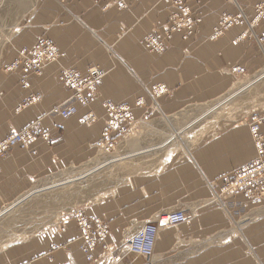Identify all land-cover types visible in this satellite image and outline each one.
Listing matches in <instances>:
<instances>
[{"label": "crops", "instance_id": "crops-1", "mask_svg": "<svg viewBox=\"0 0 264 264\" xmlns=\"http://www.w3.org/2000/svg\"><path fill=\"white\" fill-rule=\"evenodd\" d=\"M258 1L263 0H125L123 8L113 0H5L0 5V139L37 119L48 134L47 141L31 145L34 155L14 147L0 161V217L22 209L37 183L48 185L58 172L98 155L107 119L103 101L124 106L129 125L136 122L146 130L143 137L122 142L129 147L124 158L156 159L151 170L128 173L106 196L83 207L86 216L106 222L109 254L98 244L88 262L76 222L69 219L4 241L0 264H112V255H124L129 238L145 223L175 210L192 217L158 229L154 264H264V180L261 191L222 187L224 176L257 155L249 125L264 109L230 117L219 116L217 108L201 109L226 93L234 76L250 81L264 71V44L258 42L264 28L252 22ZM225 15L242 21L216 34ZM175 19L179 25L165 53L149 52L144 37L154 29L161 33ZM38 37L63 53L64 66L81 74L91 67L105 72L87 109L75 102L73 116L62 119L54 112L70 95L56 65L26 75L25 88L21 73L4 69ZM234 67L243 73H232ZM87 111L96 116L94 123L80 120ZM200 111L209 118L188 141L182 131ZM116 128L112 145L126 132ZM122 261L143 259L128 254Z\"/></svg>", "mask_w": 264, "mask_h": 264}, {"label": "rangeland", "instance_id": "rangeland-1", "mask_svg": "<svg viewBox=\"0 0 264 264\" xmlns=\"http://www.w3.org/2000/svg\"><path fill=\"white\" fill-rule=\"evenodd\" d=\"M259 2L261 1L256 2V4ZM256 4H254L253 6L255 15L252 19L253 20L252 22H255L256 25L257 24L261 25L264 28V24L262 23V20L261 19L256 20V11H255ZM0 5H2V3ZM241 18L242 17L239 18V15L238 16L225 15V17L221 18L220 21L218 22L214 32H216L217 34L218 31H220V29L224 30L230 26H233L239 21H242ZM174 24H176V27H174L173 31L179 25L176 19L172 21L171 25ZM185 24L188 25L189 23L186 22ZM167 40L168 39L165 40V51H166ZM258 42L260 44L263 42L262 44H264V32L258 37ZM165 51L162 54H164ZM18 55H19V51L17 52V56L14 60L18 58ZM6 66L4 67V69L8 72L21 73V78L19 80V83L22 87L25 88L27 86L26 75L31 73H28L24 76V74L22 75V71L20 68H17L14 71H9L6 69ZM238 68L240 67H234L232 69V73L241 74L237 71ZM39 73H34V74H39ZM104 75L102 76V78L104 77ZM234 79L236 82L226 93H224L216 100L210 101L209 103L205 104L204 106H202L201 109L205 110L206 108H217L218 109L217 111H219L220 113L219 116L222 117H226V116L230 117L231 115H238L243 111H248L254 108H257L258 110L264 109V71L261 72L260 76L255 80L249 81L248 78L245 79L241 76L239 77L234 76ZM242 85L244 87L241 88ZM96 93L97 90L92 96V98L89 100L87 105L85 106L77 101H70L69 98L70 95L68 96L67 101H70L69 103H71L74 107H75L74 103L77 102L81 105L82 108L87 109L90 102L94 99ZM31 100L32 97L30 96L26 99V101H24L23 104H26ZM67 101L64 102L62 105L57 106L56 108L65 106L67 104ZM106 101H110V100H106ZM104 102L105 101L101 103L102 107ZM56 108L54 109L55 110L54 112L59 116L58 112L56 111ZM103 109L105 111L104 116L106 115L107 119L104 122L105 126L103 128V134H102L103 140L99 142L100 148L98 155L93 160L83 163L82 165H78V166L72 165L71 167H67L66 169L58 172L57 174L51 177L48 183L49 186L46 183L44 184L37 183L38 190L30 198L26 199L24 203L22 202V205H20L22 206V209H12L9 212L2 215L0 217V246L6 244L7 242H4L6 240L12 241V237L14 235L16 237V234L18 233L22 234L37 229L42 230L43 227L48 226V224L51 226L52 224L54 223L56 224L59 221H63V220L68 221L69 219L70 220L73 219L77 225L78 239H80L81 242L80 248L82 249L83 239L80 238L79 236L81 234V231L79 230L77 217L81 215V217L83 216L85 218H91L90 216H86L83 213L84 205L90 204L94 201H98L99 199L106 196V194H108L109 191H112L117 186V184L120 183L123 177L128 176V173H138L141 171L151 170L150 167L154 166V164L156 163V159L152 157L124 158V156L128 154L126 151L129 150V147L126 146V149H124L122 143L125 139L128 138L137 139L140 136L143 137L144 135L147 134L145 133L146 130L144 128H141V126L138 125V123L136 122L132 125L131 124L129 125L130 119L122 120V118L116 117L114 114H110L104 107ZM76 112H77V108H76ZM87 112L89 113L90 111ZM200 115H201V111L196 112L193 115V117H196V119L198 117V120L194 122L192 125H190V127L182 131L184 135L187 136L188 141L196 137L198 132L204 128V124L209 118L208 117L209 114H205L204 117ZM94 117L96 119L95 115ZM259 118H264V114L255 116L252 122L256 121ZM62 119H66V118H62ZM36 122L37 124L35 125H36L38 137L34 140V142L37 139H42L47 141L48 134L41 131L40 129L41 119H37L32 123H30L29 125ZM185 122H187L186 118L182 121V123ZM182 123H180L179 125H181ZM114 127H117L116 129H120V132L124 130L126 132L124 133L123 136L119 137L120 139L114 145H112L110 133H111V129H113ZM263 127L264 126L262 125V128ZM174 134H176V132ZM7 136L1 139L6 138ZM145 140L147 141L149 140V143L155 142L154 139L147 138ZM34 142L30 143V145L25 149H22L19 146H13L12 148L19 147L20 149L24 151H28L32 155H34L36 151L31 148V145ZM136 148H139V146L132 147L131 149L133 150ZM116 158L119 159L114 160ZM6 209H4L3 211H5ZM95 218H98L103 223H105L106 231H107V224L104 221V219L99 217H95ZM99 244H102V247L105 245L104 243H99ZM106 254H109V249L107 247H106Z\"/></svg>", "mask_w": 264, "mask_h": 264}, {"label": "built area", "instance_id": "built-area-1", "mask_svg": "<svg viewBox=\"0 0 264 264\" xmlns=\"http://www.w3.org/2000/svg\"><path fill=\"white\" fill-rule=\"evenodd\" d=\"M4 1L0 0V4ZM113 1L119 8L126 6L125 0ZM255 11L256 20L261 19L264 24V1L255 5ZM174 27H176V24L167 26L161 33L156 29L149 32L143 39L147 50L153 54H162L165 51V40L168 39ZM62 57L63 53L54 43L45 37H38L31 47L20 50L18 58L7 65L6 69L14 71L20 68L22 75L25 76L28 73H39L48 65H56L59 69L60 82L69 91L70 101H77L85 106L96 92L105 72L97 67H91L85 74H81L61 64ZM237 71L243 73L242 68H238ZM70 101H67L65 106L56 108L61 118H68L76 113V108L69 103ZM103 107L110 114H114L122 120H127L129 117L125 107L115 105L111 101H105ZM80 120L93 123L96 119L92 113L87 112ZM35 124L37 122L0 140V160L13 146L25 149L30 143L34 142L38 137ZM262 125L264 126V118H259L250 124L251 139L257 155L244 166L223 177L222 187L225 191H261L260 187L263 186L261 181L264 180V133L262 132ZM191 217L192 214L182 210L160 214L154 221L146 223L140 231L129 239L125 246L126 253L124 255H112L113 264H124L122 260L128 254L133 257H141L143 261L140 264H154V245L158 229L187 222ZM77 223L81 231L79 236L83 239L82 251L88 262H93L92 253L94 248L105 241L106 225L98 218H85L81 215L77 217ZM106 247V245L103 246L105 251ZM126 264H133V261Z\"/></svg>", "mask_w": 264, "mask_h": 264}, {"label": "bare ground", "instance_id": "bare-ground-1", "mask_svg": "<svg viewBox=\"0 0 264 264\" xmlns=\"http://www.w3.org/2000/svg\"><path fill=\"white\" fill-rule=\"evenodd\" d=\"M153 221H154V220H153ZM150 222H152V221H150ZM147 223H149V222H147ZM145 224H146V223H145ZM145 224H144V225H145ZM144 225H143V226H144ZM143 226H142V227H143ZM142 227H141V228H142ZM164 228H166V227H164ZM139 231H140V230H139ZM135 234H136V233H135ZM132 236H133V235H132ZM132 236H131V237H132ZM131 237H130V238H131ZM130 238H129V239H130ZM128 241H129V240H128Z\"/></svg>", "mask_w": 264, "mask_h": 264}]
</instances>
